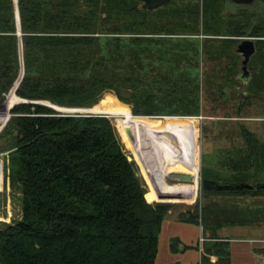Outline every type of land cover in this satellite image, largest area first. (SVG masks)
Masks as SVG:
<instances>
[{
  "label": "trees",
  "instance_id": "obj_1",
  "mask_svg": "<svg viewBox=\"0 0 264 264\" xmlns=\"http://www.w3.org/2000/svg\"><path fill=\"white\" fill-rule=\"evenodd\" d=\"M142 1L17 0L16 4L0 0V105L10 95L7 109L12 117L6 131L16 132L5 159L9 168L5 166L4 171L9 169V177L22 191L21 220L0 229V264H155L162 224L172 208L160 202L179 203L198 192V184L167 183L155 158L154 143L142 132V125L162 135L171 172L199 177L200 171L198 133L190 121L138 117L160 116L165 99L186 101L181 97L184 92L194 96L200 92L199 85L185 91L192 81L176 68L167 69L188 58V50L180 44L172 49L178 56L167 55L171 53L166 48L168 37L198 39L202 35L221 40L233 53L228 57L233 72L243 66L239 44L254 40L248 90L238 92V118L244 117L242 107L252 94L258 93L257 72L264 82V0L252 5L203 0L202 7L195 0H171L154 12L142 10ZM177 1L183 7L171 9ZM228 1L235 11L225 12ZM17 8L24 77L14 93L22 69ZM147 74L151 82L144 79ZM123 90H132L128 102L135 104L132 112L114 96L101 97L116 91L126 101ZM216 91L217 98L209 91L207 100L226 103L227 88ZM39 102L62 112L90 114H60ZM147 118L158 125L142 121ZM116 128L146 178L147 195ZM240 129L245 151L237 159L228 155L225 161L235 182L223 184L229 190L203 189L204 194L256 196L264 192L260 187L235 189L242 184H264L247 178L249 172H264V139L245 125ZM152 201L160 202L152 205ZM199 210L182 220L201 221L206 238L217 241L212 249H204L200 264H231L230 244L219 239L217 231L252 224H208L207 212ZM180 246L178 239L171 240L173 253L180 252Z\"/></svg>",
  "mask_w": 264,
  "mask_h": 264
},
{
  "label": "rangeland",
  "instance_id": "obj_2",
  "mask_svg": "<svg viewBox=\"0 0 264 264\" xmlns=\"http://www.w3.org/2000/svg\"><path fill=\"white\" fill-rule=\"evenodd\" d=\"M181 2L182 1H177V3H175L171 9L183 7L182 5L184 4ZM195 2H198L201 5L203 0H195L194 3ZM258 3H255V8L258 7ZM202 6L203 5H201V7ZM224 9L225 12H233L236 10L230 1L224 4ZM192 38L193 37H168L167 42L169 41L168 43L170 44V48L168 46L166 48L170 49L171 53H168L167 55L170 57L178 56V52H174L172 49L177 48V45L180 44L183 45L185 51L188 50L186 52L188 58L184 62L178 63V66H167V69L171 70L176 68L178 72L185 73V77L189 81H192V85L185 86V91L188 92L190 89H194V86L199 85L200 92H194L195 96L188 95L184 92L181 97H185V99L187 98L186 101H171L169 98H163L166 96H162V98L166 101L160 104L159 109L162 111L160 116L139 115L138 117H156L161 118L162 121H165V118L171 119V121L179 119L182 121H190L192 123V129L194 132L198 133L196 145L198 148V159L200 165L198 177V195L196 201H199V206L197 207H199L200 213L203 211L207 212L206 214L208 217V224L223 223L225 221H236L254 225L264 224V192L256 196H233L227 194H204L202 189V179H208L221 185L232 184V182H235L225 167V161L228 155H236L237 159L239 154L245 151V142L241 136V125H245L247 129L255 133L259 138L264 139V82L259 78L257 72L255 77L256 80H259L258 93L252 94V98L250 101H248V103H246L247 105L242 107V116L244 117L238 118L239 115L237 111L239 110V102L241 99V96L238 94V92H246L248 90L246 88L248 83H245L247 76L242 71L243 66L238 67L237 71L233 72V62L228 58L233 53L230 52L231 50L226 45H223L221 40L205 39V37L202 35H200L198 39ZM190 50H193L195 54L198 53L199 57H192L191 53L193 52ZM183 56H185V54H183ZM239 62L241 64L243 62V58H239ZM229 69L231 72L228 75ZM235 76L237 77L236 80ZM151 78L152 77L150 74H147V77L144 79H146L148 82H151ZM227 79L230 81H227ZM219 87L227 88L228 96L225 98L226 103L216 99L207 100L206 93H209V91L214 93L212 94L214 98H217L218 91L216 90H218ZM131 92L132 90H123L122 92V95L127 102L121 101L117 97L116 91L107 92L101 97L106 95L114 96L120 102L129 105L132 112L135 104L128 103ZM9 99L10 95L6 97V100L3 103L4 105H0V191L2 190L0 192V229H3L9 225H13L22 218L21 185L11 180L9 177V169L4 171V167L7 166V168H9V165H6V156H3V154L7 153L9 150V146H11L13 143V139L16 134V132L11 130V128L6 131L7 124L12 117L11 113L9 114L7 109ZM39 103L54 110V108L46 104L47 102ZM55 111L60 114H81L77 112L68 113L57 110ZM184 113L191 116H170V114L182 115ZM83 114L88 115L90 113ZM110 118L114 124V117L110 116ZM7 119V123L4 125V127H2ZM142 121H144L146 124H153L155 126L158 125V122H150V120L148 121V118ZM118 135L128 156V160L136 171V175L141 180L147 195L150 192V188L147 184L146 178L120 131H118ZM247 178L251 180L254 179L264 181V172H249ZM166 181L168 184L173 183L169 179ZM196 201L193 203V207ZM158 202L160 201H152L149 203L155 205V203ZM160 203L169 204L172 207L174 206L173 203L170 202L161 201ZM197 207H195V209L193 208L194 211L197 210ZM172 209L173 208L170 210ZM185 209H189V207L178 205L174 210L183 211ZM183 222L191 223L187 221ZM180 248H182V246Z\"/></svg>",
  "mask_w": 264,
  "mask_h": 264
},
{
  "label": "crops",
  "instance_id": "obj_3",
  "mask_svg": "<svg viewBox=\"0 0 264 264\" xmlns=\"http://www.w3.org/2000/svg\"><path fill=\"white\" fill-rule=\"evenodd\" d=\"M230 175L232 176L231 173ZM197 195L198 192L179 203H173V209L162 224L155 264L201 263L205 249V243L202 244L201 240L207 239L204 225L201 221L200 223H184L182 220L183 216L190 217L194 214L195 207L199 205V201H196ZM178 205L188 206L189 209L174 210ZM216 235L219 239L229 242L231 264H264V224L224 227L219 229ZM172 239L180 241L182 246L180 252L171 251ZM212 261L216 262L217 258L213 257Z\"/></svg>",
  "mask_w": 264,
  "mask_h": 264
},
{
  "label": "water",
  "instance_id": "obj_4",
  "mask_svg": "<svg viewBox=\"0 0 264 264\" xmlns=\"http://www.w3.org/2000/svg\"><path fill=\"white\" fill-rule=\"evenodd\" d=\"M231 1L236 5H252L257 0H231ZM15 2L17 4V0H15ZM170 2H171V0H143L141 8L144 11L154 12V11H157V10L163 8L164 6L168 5ZM16 13H17L18 28H19V36H20V59H21L22 69H21V75H20L18 81L16 82L14 88L12 89V91H14V93H16V90L18 89V87H19V85H20V83L24 77L23 44H22L21 32H20V17H19L18 8H17ZM238 52L243 58L242 71L247 76V78L245 80V83L247 84L250 81V72L248 71V64H249L250 60L252 59V57L256 54V46H255L254 40H252V39L243 40L238 46ZM21 102H27V101L22 100ZM3 105L4 104H2L1 106H3ZM57 107H59V106H57ZM54 110H57V109H54ZM76 112L83 114V112H80V111H75L74 113H76ZM68 113H71V112H68ZM8 119H9V117H8ZM8 119L3 124L2 127H4V125L7 123ZM7 155H9V152L3 154V156H7ZM167 179H169L171 182L177 183V184H194V182L196 181V179L191 175L177 174V173L169 174L167 176L166 180ZM259 187L264 189V184H260V185L242 184V185L236 186L235 189L236 190H242V189L253 190V189H258ZM202 189H204L206 191L220 192L223 190H229V189H231V187L227 186V185L218 184V183L210 181L208 179H202ZM216 243H217L216 240L207 238L206 242H205V249L206 250L212 249L216 245Z\"/></svg>",
  "mask_w": 264,
  "mask_h": 264
},
{
  "label": "bare ground",
  "instance_id": "obj_5",
  "mask_svg": "<svg viewBox=\"0 0 264 264\" xmlns=\"http://www.w3.org/2000/svg\"><path fill=\"white\" fill-rule=\"evenodd\" d=\"M141 130L154 143L155 158L159 166L164 170L165 178H167V176L173 172H171L169 162L164 156V153L162 150V146H163L162 135L155 128L147 126V125H142ZM177 174H183V173H177ZM193 177L196 179V181L194 182V184H190V185H197L198 184L197 181L199 179L196 176H193Z\"/></svg>",
  "mask_w": 264,
  "mask_h": 264
},
{
  "label": "built area",
  "instance_id": "obj_6",
  "mask_svg": "<svg viewBox=\"0 0 264 264\" xmlns=\"http://www.w3.org/2000/svg\"><path fill=\"white\" fill-rule=\"evenodd\" d=\"M205 242H206V240H205V239H202V240H201V243H202V244H203V243H205Z\"/></svg>",
  "mask_w": 264,
  "mask_h": 264
}]
</instances>
